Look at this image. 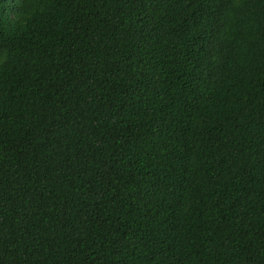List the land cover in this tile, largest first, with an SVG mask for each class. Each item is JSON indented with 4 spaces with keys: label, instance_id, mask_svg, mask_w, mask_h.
<instances>
[{
    "label": "trees",
    "instance_id": "1",
    "mask_svg": "<svg viewBox=\"0 0 264 264\" xmlns=\"http://www.w3.org/2000/svg\"><path fill=\"white\" fill-rule=\"evenodd\" d=\"M0 264H264V0H0Z\"/></svg>",
    "mask_w": 264,
    "mask_h": 264
}]
</instances>
